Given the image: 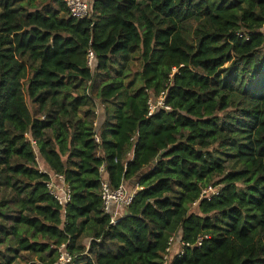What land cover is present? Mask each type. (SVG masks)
Returning <instances> with one entry per match:
<instances>
[{
    "label": "trees",
    "instance_id": "trees-1",
    "mask_svg": "<svg viewBox=\"0 0 264 264\" xmlns=\"http://www.w3.org/2000/svg\"><path fill=\"white\" fill-rule=\"evenodd\" d=\"M91 13L0 0V232L45 239L21 238L6 264L23 251L44 264L63 244L73 264L80 252L86 264H164L171 238L183 255L169 264H264V0H92ZM137 53L138 88L124 84ZM162 92L172 110L148 118ZM39 158L70 185L66 208ZM102 166L113 190L138 185L116 226L102 210ZM208 187L219 194L201 199Z\"/></svg>",
    "mask_w": 264,
    "mask_h": 264
},
{
    "label": "built area",
    "instance_id": "built-area-1",
    "mask_svg": "<svg viewBox=\"0 0 264 264\" xmlns=\"http://www.w3.org/2000/svg\"><path fill=\"white\" fill-rule=\"evenodd\" d=\"M62 3L66 6L69 15L77 20H86L91 17V1L92 0H61ZM242 38L243 35H240ZM96 61V54L93 49H89L87 52V65L90 69H93V66ZM176 72V70H174ZM91 86V83L88 84V88ZM89 90V89H88ZM90 93V92H88ZM104 109V106L98 105L95 111V122L94 127H98V118L100 116L101 110ZM172 108L166 103V93L162 92L161 95L157 98L153 96L148 100V113L147 117L151 118L157 113L170 112ZM95 140L99 144L100 138L99 135H95ZM133 142H135L133 140ZM132 157V154L129 155ZM42 174H45L49 177L47 183V190L49 194L63 207L66 208L72 200V191L70 185L67 183L65 177L60 174H55L49 170L39 169ZM100 173L102 175L101 188H100V197L102 201V210L103 213L110 217V225L116 226L119 224L123 217L124 211L132 205L135 192L138 190L131 191L128 190L125 183H123L117 190H113L105 175L106 168L102 166L100 168ZM104 176V177H103ZM219 194L218 188L208 187L205 188L201 194V199L212 198ZM197 203L194 204L196 206ZM207 236L199 237L196 246L201 247L202 243ZM173 238L170 239L166 254L164 255V264H169L171 255L175 252ZM185 247H191L190 244L184 245ZM184 248V247H183ZM59 258L55 264H73V256L68 252L67 246L65 244L61 245L58 249ZM179 257L183 255V251L180 250L176 253Z\"/></svg>",
    "mask_w": 264,
    "mask_h": 264
},
{
    "label": "crops",
    "instance_id": "crops-1",
    "mask_svg": "<svg viewBox=\"0 0 264 264\" xmlns=\"http://www.w3.org/2000/svg\"><path fill=\"white\" fill-rule=\"evenodd\" d=\"M99 90V84H96V86L94 87V94H97ZM105 119V111L104 109L101 110L100 116L98 118V127L96 128L97 130L100 128L101 124H103ZM38 166L39 169H45V170H49V168L47 167V165L44 163L43 160H41V158L38 159ZM50 171V170H49ZM125 185L128 187L129 190L131 191H136L137 190V183L136 182H125ZM11 189L8 190V195H10ZM125 212V211H124ZM16 222V218L13 215H8V223L7 226L8 228L10 226H14ZM0 238H3V243L0 242V264H6V258L8 259H13L14 257H16V251L18 250L19 247V240L21 238L27 239L29 241H40V242H45V239H43V237L41 235L35 236L33 232H31L30 230H26L24 229V231H20L19 236H16V232L14 231H9L8 235L5 236H1V232H0ZM52 249V254L51 253H46L44 255L45 257V262L44 264H48L50 263V260L53 258H56L58 260L59 258V251L55 250L54 248ZM10 254V255H9ZM20 254H28V255H34V254H30V252L27 251H23ZM51 254V255H50ZM18 255V256H19ZM17 256V259L13 262V264H15V262L19 259ZM36 256L37 260H31L29 262H25L23 264H36L39 263V259L37 255Z\"/></svg>",
    "mask_w": 264,
    "mask_h": 264
},
{
    "label": "rangeland",
    "instance_id": "rangeland-1",
    "mask_svg": "<svg viewBox=\"0 0 264 264\" xmlns=\"http://www.w3.org/2000/svg\"><path fill=\"white\" fill-rule=\"evenodd\" d=\"M196 25H197V23L194 22V21H191V22L186 23L184 25V35H186L189 38H192L191 36L193 34V31L196 28ZM132 63H133V65H130L125 70V74H126L125 77L126 78L124 77V84L125 85H128L129 83L134 82V87L137 86L136 88H138L139 86H142V81L139 78V73L141 71V59H140V55L138 53L135 54V56H134V58L132 60ZM117 67L118 66L114 67V69L111 70L113 77H116L117 76V71H116V68ZM107 80H108V78H107L106 74L105 73H102V74H100V76L97 79V82H98L97 84H101L102 82L105 83V81H107ZM29 109L31 110V112L33 114L37 113V107L36 106H33V105L29 104ZM2 192L5 193L4 192V188L2 186H0V194ZM1 197H3V194L0 195V198ZM102 249L104 251L111 252V251H113V246L110 245V243H107L106 242V243H104L102 245ZM173 250L174 251L175 250H180V247L179 246L174 247ZM82 254L83 253L80 252V256L81 257L78 258L74 264H86L87 259H88V255H85V253H84V255H82ZM18 258L19 259L15 262V264H23V263L29 262L31 260H37L36 259V256H34V255H28V254H20L18 256Z\"/></svg>",
    "mask_w": 264,
    "mask_h": 264
},
{
    "label": "water",
    "instance_id": "water-1",
    "mask_svg": "<svg viewBox=\"0 0 264 264\" xmlns=\"http://www.w3.org/2000/svg\"><path fill=\"white\" fill-rule=\"evenodd\" d=\"M156 163V162H155Z\"/></svg>",
    "mask_w": 264,
    "mask_h": 264
}]
</instances>
